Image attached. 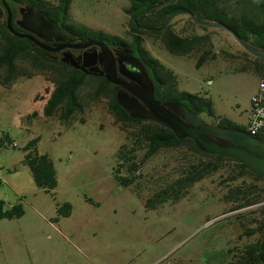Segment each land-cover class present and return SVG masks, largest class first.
<instances>
[{
    "label": "rangeland",
    "instance_id": "rangeland-1",
    "mask_svg": "<svg viewBox=\"0 0 264 264\" xmlns=\"http://www.w3.org/2000/svg\"><path fill=\"white\" fill-rule=\"evenodd\" d=\"M245 1L223 0V4L242 8ZM129 4V0H73L70 13L77 23L130 37L125 13ZM20 13L18 24L37 32L30 22L41 23L35 9L22 6ZM170 22L183 35L199 33L209 38L188 55L173 54L150 36H145L144 45L174 72L179 90L210 98L216 116L245 124L260 81L255 57L228 31L204 30L190 22L189 14H178ZM205 49L216 55L197 67ZM18 68L34 74L8 85L0 83V138H4L0 199L7 205L22 203L25 213L0 219V264H237L230 249L258 240L264 201L230 211L236 203L228 196L244 179L256 184V193L263 195L264 180L247 175L226 181L236 163L224 160L218 170L187 191L177 196L165 193L157 188L163 178L178 179L183 169L214 160L182 146L162 149L145 164L141 160L146 148L137 150L134 161L139 169L133 183L125 185L115 178L114 168L122 162L121 147L136 146L137 128L115 119L108 99L95 96L92 81L80 90L83 112L70 119H63L61 110L47 116L44 108L47 88L52 91L55 85L53 72L39 70L28 61H19ZM171 109L181 114L177 106ZM181 112L192 117L182 108ZM201 118L214 120L206 114ZM35 138H39L38 152L47 153L54 163L58 185L53 193L36 184L25 162V146ZM121 170L131 176L127 166ZM64 202L73 205L70 216H59L57 206Z\"/></svg>",
    "mask_w": 264,
    "mask_h": 264
},
{
    "label": "trees",
    "instance_id": "trees-1",
    "mask_svg": "<svg viewBox=\"0 0 264 264\" xmlns=\"http://www.w3.org/2000/svg\"><path fill=\"white\" fill-rule=\"evenodd\" d=\"M13 14V26L17 31L31 33L18 24L21 15L20 8L32 7L53 20L60 28L67 29L75 35L77 41L97 40L110 48L123 49L135 56L143 63L154 82L153 96L162 104L177 103L185 105L189 110L201 117L206 114L213 117L212 124L227 129L246 130V125L240 124L227 117L215 115L213 102L210 98L186 90H179L174 72L167 68L158 58L152 55L144 45L145 36L160 39L166 49L176 55H188L202 47L208 40L207 34L183 35L177 32L170 22L164 27L166 21L179 12H191L201 20L221 22L235 30L244 40L257 48L264 50V0L253 2L245 1L242 8H231L223 4V0H129L130 4L125 8L129 16L128 34L124 37L95 29L75 22L70 13L73 0H6ZM0 6L4 9V17L0 18V83L8 85L20 76H31L34 73L20 70L19 61H28L31 66L39 70L49 69L55 77V85L52 91L47 88L49 97L46 101L44 112L52 116L58 111L63 119H70L76 113L84 111V103L80 90L88 82L96 85L95 96L108 99L109 109L115 119L122 125L137 128L136 146L123 145L118 153L119 162L114 168L115 178L125 185H131L135 179V172L139 164L134 161L135 152L146 148L141 163L157 154L162 149L178 148L187 146L195 151L214 160L205 163L193 164L190 168L183 169V175L174 180L172 184L162 190L165 193L175 192L174 196L187 191L196 182L205 178L209 173L218 170L225 159L235 160L218 154L208 153L189 137L180 136L171 127L149 119L134 117L117 98L120 89L105 77L88 74L82 69L66 62L60 53L47 51L28 38L13 34L8 27V11L2 0ZM190 22L204 30L207 26L198 24L190 16ZM36 36V35H35ZM52 45L51 43H47ZM211 49H205L199 55L197 67H200L212 54ZM212 55H216L215 53ZM255 68L264 77V60L255 58ZM204 120V119H203ZM4 138H0L2 142ZM39 138L30 140L25 146V162L33 172L36 184L49 193H53L58 185V179L54 163L47 153H40L36 148ZM236 161V160H235ZM237 162V161H236ZM127 166L131 174L122 175V167ZM227 177L226 181H235L252 175L256 179L264 180V177L250 171L243 163L237 162ZM161 191V192H162ZM257 185L243 180L242 184L230 189L228 200L234 204L230 211L247 207L251 204L264 201V194L256 193ZM162 195L159 193L157 196ZM169 196V194H166ZM152 199L148 200V204ZM59 216H70L73 205L70 202L58 204ZM25 213L22 203L7 205L5 200L0 199V219L19 218ZM58 219V218H57ZM259 230V231H258ZM260 237L255 242L247 243L243 248L237 246L230 249L233 257L237 258V264H264V220L258 227ZM253 231V230H252ZM239 251V254L236 253Z\"/></svg>",
    "mask_w": 264,
    "mask_h": 264
},
{
    "label": "water",
    "instance_id": "water-1",
    "mask_svg": "<svg viewBox=\"0 0 264 264\" xmlns=\"http://www.w3.org/2000/svg\"><path fill=\"white\" fill-rule=\"evenodd\" d=\"M2 2L8 11V27L13 34L19 37L28 38L33 42H35L41 48L50 52H57L64 48L86 49L93 45L103 48L110 55V59H111L110 79L115 84L122 86L130 93H132L133 95H135L136 97H138L139 99L143 100L145 103L150 105L159 115V116L154 115L153 113L145 110L144 112H146V114H138L137 116L148 119L156 118L161 123L174 129L180 136L189 137L193 139L199 145V147L205 152L233 158L243 163L253 173L264 177V139L262 138L252 139L250 137L251 135H249L244 130H235V129L216 130L214 129V127H211L208 124L202 126V123H204V121L198 122L197 120H200V117L197 116L195 113H193L191 110H189L185 105L177 104V103H168V104L159 103L154 99L153 94L144 92L141 89L119 78L115 56L111 48L100 41L97 40L73 41V38L64 36L62 37V40L65 41L63 45L52 46L40 40L33 33L17 31L13 26V14L10 5L6 0H2ZM178 14H189L193 18V20L200 25L213 27V28H221L228 31L246 49V51L252 54L255 58H260L264 60L263 49L257 48L251 43L244 40L235 30L230 28L228 25L221 22L201 20L197 15L191 12H179L177 14H174L166 21L164 27H166L170 23V20ZM34 16L36 19H40L41 22L45 23L43 25V29H45L47 33L53 32L56 35L58 34L65 35V33H67L72 35V33L69 32L67 29L60 28L53 20H51L45 14L39 12L36 9ZM65 61L70 63L74 67L83 69L81 64H79L77 59L73 58L72 55H67ZM119 102L125 108H127L120 100ZM173 105L177 106L180 109L179 112L181 114H183L181 112V108H182L183 111L189 113L192 117L184 118L182 117L181 114L172 111L170 107ZM132 115L136 116V114L135 115L132 114ZM219 136L225 137V139L230 141L231 143L219 141L217 139V137Z\"/></svg>",
    "mask_w": 264,
    "mask_h": 264
},
{
    "label": "flooded vegetation",
    "instance_id": "flooded-vegetation-1",
    "mask_svg": "<svg viewBox=\"0 0 264 264\" xmlns=\"http://www.w3.org/2000/svg\"><path fill=\"white\" fill-rule=\"evenodd\" d=\"M30 22L33 24V26L37 30V32H31V31L30 32L33 33L34 35H36V37H38L40 40H42L46 43H51L52 46L63 45L65 43V41L62 40V37H64V36L71 37V38H73V41H77L75 35H73V34L71 35V34L65 33V35H63V34L62 35L61 34L56 35L53 32L47 33L45 31V29H43V25L45 24L44 22L39 23V21H38V23H36L34 19H32V21H30ZM59 36H61V38ZM111 50L115 56L117 72H118L119 78L121 80L141 89L144 92L153 94L154 82H153L151 76L149 75L147 69L143 65V63L140 62L137 58H135L134 55H132L128 51H125L123 49H117V48H113V49L111 48ZM53 53H60L61 57L64 60H66L67 55H72L73 58L77 59L79 64H81V66L83 67V69L82 68H79V69L84 70L88 74H93V75L105 77L110 82H112L114 85H118V84H115L110 79V71H111L110 55L107 53V51H105L103 48H101L99 46L93 45V46L88 47L86 49L64 48L60 51L53 52ZM118 86L120 87V89L117 92L118 100H120L128 108L130 113H132L134 115L136 114V116H134V117L143 118V117H140L137 115L142 114V111H145V110L153 113L154 115H158L156 113V111L150 105H148L143 100L139 99L138 97H136L135 95L130 93L128 90H126L122 86H120V85H118ZM129 98H132V99H129ZM172 111H174V110H172ZM181 115H182V117L186 118V116H184L183 114H181ZM143 119H148V118H143ZM149 120H153V121L161 123L156 118L155 119L149 118ZM197 121L198 122L204 121V123L201 122L202 126L203 125L205 126V124H208L211 127H214V129H216V130L227 129V128H223L221 126H218L217 123L212 124L209 121L203 120V118H201V117H200V120H197ZM244 131H246V130H244ZM249 135H251V134H249ZM250 137L252 139H258L259 138L257 136H252V135ZM217 139L219 141H222V142L231 143L230 141L226 140L225 137H222V136L217 137ZM149 159H147L143 164L147 163ZM225 161H229V160L225 159ZM231 161L236 163V164L238 162L237 160H236L237 162L235 160H231ZM174 180H176V179H174ZM174 180H165V178H163V181L157 183V188L158 189L162 188L161 190H164V188L167 187L168 185L172 184V182ZM149 185L151 188H153V185H156V183H153V185H151V184H149Z\"/></svg>",
    "mask_w": 264,
    "mask_h": 264
},
{
    "label": "built area",
    "instance_id": "built-area-1",
    "mask_svg": "<svg viewBox=\"0 0 264 264\" xmlns=\"http://www.w3.org/2000/svg\"><path fill=\"white\" fill-rule=\"evenodd\" d=\"M246 131L252 136L264 139V77L260 79L257 90L251 98V112ZM11 144L17 146L16 142Z\"/></svg>",
    "mask_w": 264,
    "mask_h": 264
},
{
    "label": "crops",
    "instance_id": "crops-1",
    "mask_svg": "<svg viewBox=\"0 0 264 264\" xmlns=\"http://www.w3.org/2000/svg\"><path fill=\"white\" fill-rule=\"evenodd\" d=\"M259 76H260V79L263 77V74L262 73H259ZM257 90V89H256ZM256 92V91H255ZM253 96V95H252ZM252 98V97H251ZM251 103V102H250ZM250 112H251V108H250V111H249V114H248V119H249V116H250ZM248 119L246 121V123L244 125H247L248 123Z\"/></svg>",
    "mask_w": 264,
    "mask_h": 264
}]
</instances>
